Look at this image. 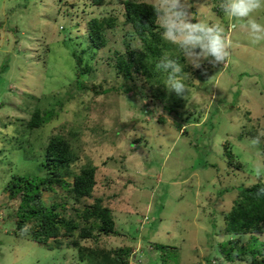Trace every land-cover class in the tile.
Wrapping results in <instances>:
<instances>
[{"label":"rangeland","instance_id":"1","mask_svg":"<svg viewBox=\"0 0 264 264\" xmlns=\"http://www.w3.org/2000/svg\"><path fill=\"white\" fill-rule=\"evenodd\" d=\"M90 1L0 0V264H83L73 247L50 249L18 234L17 200L5 189L15 175H45L41 144L53 134L70 138L81 162L97 164L95 195L106 198L122 232L84 244L132 245L131 264H249L224 261L219 247L231 237L224 215L238 191L264 180L262 141L245 134L264 135V0H143L161 9L167 38L182 45L195 71L180 84L168 81L164 97L141 79L127 83L136 85L132 95L122 93L115 52L125 41L141 43L125 24L123 0ZM95 16H116L117 25L106 31L105 48L85 53L95 67L86 78L118 91L74 84L73 51L86 47ZM50 93L64 98L59 117L18 147L16 120ZM225 143L242 170L228 164ZM56 188L44 193L46 203L62 200Z\"/></svg>","mask_w":264,"mask_h":264},{"label":"trees","instance_id":"2","mask_svg":"<svg viewBox=\"0 0 264 264\" xmlns=\"http://www.w3.org/2000/svg\"><path fill=\"white\" fill-rule=\"evenodd\" d=\"M106 1L90 2L92 5L102 6ZM123 4L125 24L130 27V35L139 39L141 44L133 47L131 40L125 41V51L115 52L117 74L122 75L126 84L137 79L150 83L164 97L168 81L176 79L175 84H180L182 79L189 80L180 77L189 71L191 74L195 71L186 63L182 45L167 38L166 34L171 28L159 23L161 9L156 4L143 0H123ZM116 21V16H95L87 21L86 47L73 51L77 75L74 84L78 89H93L96 93L119 90L116 85L99 89L101 84H90V79L86 76H90L95 67L84 57L86 52L102 50L107 46L106 31L117 25ZM132 85H125L122 93L132 95ZM63 99L55 93L43 95L37 99L35 106L25 110L30 116L19 118L15 122L18 147L28 148L33 140L30 135L59 117L64 105ZM245 134L261 139L264 160V135L260 136L256 128ZM73 135L77 137L76 133ZM41 147L44 149L42 165L45 175H15L5 188L9 197L17 200L14 216L16 232L29 235L31 239L50 249L73 247L78 250L79 260L83 264H131V256L136 251L132 245L107 247L83 243L88 239L98 241L101 237L122 234L117 228L111 205L103 195H95L97 164L91 160L81 162V156L70 138L63 134L51 135ZM224 154L230 166L243 169L244 164L236 159L228 143L224 144ZM56 187L64 191L62 200L46 203L44 193H56ZM70 202L73 203V212H67ZM147 216L148 219H141V227L149 222L150 216ZM224 220V232L231 237L219 247L223 260L235 262L249 259V264H264V239L256 235L264 234L263 179L241 187L232 207L225 213ZM247 234H252L249 241L241 243V236ZM160 247L164 246H154L155 249ZM212 261H208V264H221Z\"/></svg>","mask_w":264,"mask_h":264},{"label":"built area","instance_id":"3","mask_svg":"<svg viewBox=\"0 0 264 264\" xmlns=\"http://www.w3.org/2000/svg\"><path fill=\"white\" fill-rule=\"evenodd\" d=\"M143 218H144V220H146V219H148V216L146 215V216H144Z\"/></svg>","mask_w":264,"mask_h":264}]
</instances>
